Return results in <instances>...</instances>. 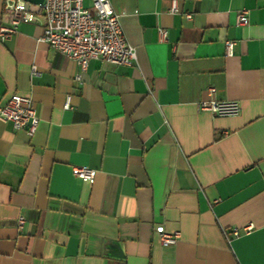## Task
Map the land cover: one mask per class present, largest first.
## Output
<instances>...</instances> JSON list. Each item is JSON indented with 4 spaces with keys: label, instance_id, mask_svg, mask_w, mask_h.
<instances>
[{
    "label": "crops",
    "instance_id": "1",
    "mask_svg": "<svg viewBox=\"0 0 264 264\" xmlns=\"http://www.w3.org/2000/svg\"><path fill=\"white\" fill-rule=\"evenodd\" d=\"M109 1L132 66L90 61L78 83L40 26L0 43V105L29 96L39 119L32 137L0 121V264H264V0ZM208 87L239 115L198 112Z\"/></svg>",
    "mask_w": 264,
    "mask_h": 264
},
{
    "label": "built area",
    "instance_id": "2",
    "mask_svg": "<svg viewBox=\"0 0 264 264\" xmlns=\"http://www.w3.org/2000/svg\"><path fill=\"white\" fill-rule=\"evenodd\" d=\"M85 0H42L40 4H32L22 0H4L3 12L9 15L6 24L0 23V43L10 40L17 33L20 24L28 23L40 26L43 34L39 41L74 61L79 72L74 80L80 82L90 61H102L121 66H132L136 62V53L126 40L121 28L120 17L113 10L109 0H88L90 7L84 5ZM176 0L171 1L170 13H177ZM246 11L236 15V24L245 25ZM186 15V19H190ZM158 43L167 39L165 29H156ZM233 42L224 43L226 55L233 52ZM38 73L35 67L31 69V76ZM215 89H206L207 98L197 103L198 112L210 113L213 117H235L240 113V105L233 100H217ZM64 109H69L67 97ZM0 121L10 123L14 130H24L28 137H32L38 127L39 119L29 96L12 95L4 104L0 105ZM73 174L82 180L92 181L95 171L88 167H74ZM24 218L17 219V227L21 229ZM253 229L252 224L241 228H232L226 235L231 237L247 235ZM180 238L178 232L159 234L162 246H173Z\"/></svg>",
    "mask_w": 264,
    "mask_h": 264
},
{
    "label": "water",
    "instance_id": "3",
    "mask_svg": "<svg viewBox=\"0 0 264 264\" xmlns=\"http://www.w3.org/2000/svg\"><path fill=\"white\" fill-rule=\"evenodd\" d=\"M22 1L29 2L32 4H40L42 2V0H22Z\"/></svg>",
    "mask_w": 264,
    "mask_h": 264
}]
</instances>
